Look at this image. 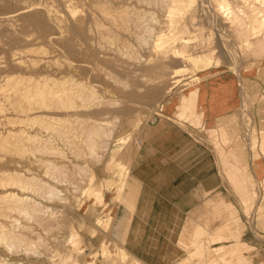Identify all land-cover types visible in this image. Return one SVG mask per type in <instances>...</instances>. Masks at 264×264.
Instances as JSON below:
<instances>
[{"label": "bare ground", "instance_id": "1", "mask_svg": "<svg viewBox=\"0 0 264 264\" xmlns=\"http://www.w3.org/2000/svg\"><path fill=\"white\" fill-rule=\"evenodd\" d=\"M1 2L2 4L5 2L3 5L7 8L9 6L14 8L16 15L10 13V10L0 11V15L4 14L0 19V264H24L25 257L33 258L29 264H39L38 259L43 257L41 249L46 245V238L48 239L47 233L53 231L61 222H64L68 228L64 238V245L68 248L64 251L59 264H99L98 256H93L91 252L85 260L79 259L80 244L84 236L77 227H86V221L78 219L77 226L73 224L74 221L65 223L59 218L57 207L52 206L51 203L57 200L66 202L64 189L60 187V184L67 180L69 173L66 170L68 163L65 165L63 162V159L67 158L65 151L75 158L83 155L99 157L98 150H104L109 146L108 138L113 130L111 121L113 118L109 120L105 115L115 112V108L122 109L123 105L120 104L126 101L124 98L130 100L132 97L134 100L127 102L141 105L142 109L131 110V114L147 112L145 109L149 106L136 100L133 95L135 92L136 95L138 94L137 88L145 87L142 84L155 86L156 82H164L162 84L167 85L161 87L158 83L159 87L164 93L169 92V89L179 82L178 72L187 66L195 64L203 69L208 64L216 66L219 61L222 62L216 58L211 61L210 56L215 51L210 47L211 39L208 40L210 36H205V32L202 31L204 25L203 27L198 21L195 22L200 11L206 19L200 17L204 21L207 20L209 26L216 25L219 31L225 28L224 34L233 36L228 38L223 36L228 39L226 43L221 39L220 34L219 42L216 40L219 54L228 55L233 59L234 55L239 54H235L236 52L246 49V54L248 51L264 56V0H17L15 2L6 0ZM29 8L30 10H27ZM109 48L114 52L112 50L111 53ZM138 48L146 50V54L142 56ZM225 61L231 62L228 59ZM252 64H246L247 68ZM237 75V77L241 76L239 70ZM109 78L112 82H119L120 85H128L129 91L122 92L123 94L118 95L119 98L113 97L109 94L108 86H105V80L109 81ZM131 86L135 89H131ZM145 89L146 92L141 90L146 97L151 98L158 94L153 89ZM240 89L241 108L245 111L247 110L245 104L251 97L242 81ZM163 91L160 93L162 94ZM142 93L140 96L144 97ZM254 95L252 98L255 97ZM196 97L197 88L187 89L171 100L168 110L173 112L177 123L191 122L192 126L187 123L191 130L202 126V112L197 109ZM254 99L256 100V97ZM130 103L126 105L134 108L135 106L131 107ZM258 105L259 111L264 112L263 103L258 102ZM128 110L127 112L130 111ZM139 114L136 119L133 118L129 122L131 126H137L140 119L144 118V114L142 118H138ZM117 116L118 114L114 118H119L120 114ZM146 116L148 119L150 115ZM244 122L246 123V120ZM190 128L187 127V130ZM252 129L253 125L250 124V126L246 125L244 130L251 151V167L254 161H259L261 152L264 154V137L261 138L260 144H257L258 140L251 133ZM260 129L264 130V125ZM187 132L190 133L189 130ZM203 137L205 140L206 137L209 139L208 142L212 147L214 145L222 177L232 193H236L244 203L241 206L243 216L248 214V205L254 200L252 195L254 184L245 163L236 149L224 150L222 145L226 144V141H221L215 136L203 135ZM130 138V133L121 136L115 151L108 159L107 168L113 169V174L117 175L113 177V181H117L116 187L121 184L119 179L121 169L126 168L127 178L130 171L129 164L134 158L136 160V154L139 152L138 149L131 147L133 144L130 143L132 140ZM199 138H202V134H199ZM136 142L138 143V140ZM122 152L125 162L118 161ZM68 161L71 163V168L79 170L77 171L79 174L84 171L85 164H74L73 159ZM83 175L85 176V173ZM90 177L87 179L91 182L86 188H82V194L90 198L94 206H103L105 213L102 217L112 221V216L108 214L109 208L105 202L103 188H97L92 176ZM73 188L79 189L77 185ZM122 189L123 187L120 191ZM118 195L120 197L119 193ZM209 200L215 199L209 198ZM216 201L213 205L214 211L210 212L206 219L204 216V222L197 223L193 229L194 238L190 247L195 245V251L178 264H187L189 262L187 258H201L200 264H207L205 260L210 253L207 257V247L201 243L206 233L210 234L206 239L213 243L212 248L223 245L212 250L214 259L220 257L215 264H221L220 262L235 264L233 260H227V256L224 257L222 251H219L222 247L245 248L246 243L240 239L241 220L234 208L235 205L222 197ZM217 209L223 210V215L221 214L223 217L220 216L222 221L218 229L216 228L218 231L211 232L207 224L210 223L211 217H216ZM105 220H102L103 223L106 222ZM31 224L37 226L38 231ZM108 225L111 226L110 223ZM94 230L99 229L94 225ZM52 240L55 247L60 246L62 241L58 235H52ZM181 240L183 239L179 240L181 244L179 241L178 244L182 247L185 241ZM103 241L105 243L102 245V258L108 254H116L117 249L111 239L106 238ZM21 250H24L22 258ZM17 252L20 255H16ZM237 258H239L237 264H246L243 255ZM121 264H135V259L131 256Z\"/></svg>", "mask_w": 264, "mask_h": 264}, {"label": "rangeland", "instance_id": "2", "mask_svg": "<svg viewBox=\"0 0 264 264\" xmlns=\"http://www.w3.org/2000/svg\"><path fill=\"white\" fill-rule=\"evenodd\" d=\"M1 1H6V0H0V2ZM15 1H17V0H13V2H15ZM3 4H2V2L0 3V7L2 8V9L0 8L1 12H8L10 10L9 11L10 13H12V14L14 13L16 15V13H15L16 11L14 8H12L10 6L7 8V6L3 5ZM27 10H30V8ZM18 12H20V11H18ZM3 16H4V14L0 15V19H2ZM200 16L202 18L203 17L205 18V15H203V13L200 11L195 22L198 21V23H201L202 26L203 25L205 26V27L203 26L204 28L202 31L205 32V36L206 35L210 36V37H208V40H210V39L212 40V41L210 40V43H211L210 47H212L211 49H214L215 52L213 55H211L212 57L210 56L211 61H213V59L216 58V60L217 59L222 60V62L219 61V63L216 66L214 64H212V65L208 64L203 69L198 67L195 64H191L190 66H187L186 68H184V70H180L178 72L179 82L173 88L169 89V92L164 93L163 89L161 88L162 86L167 85V84L163 85L162 83H164V82H158L161 87H159V84L157 82L155 83L156 84L155 86L152 84L153 87L157 86V88H154V89L151 88L152 87L151 84H146V83L142 84V86H145V87L144 88H137L138 89V94H137L138 97L136 95V92L133 95H135L136 100L138 99L139 102H142V103H144V105L149 106V108L148 109L146 108L145 111L146 110H147V112L150 111L151 114L150 113L147 114V112L145 114H144V112L140 113V114L138 113L140 115L138 118H140V117L142 118L143 116H144V118H142L143 120L140 119V122H139L140 125L138 124L135 127L131 126L129 122L131 120H133V118L136 119L137 118L136 116H138V114H136L135 112H132L134 114H131V110L133 111L135 109H139V111H140L142 109V106L140 105L141 106V108H140V106L138 104L135 105L133 103L131 104L130 102H127V100L133 101L134 99L132 100V98H134V97H132L129 100L128 98L126 99V98H124L123 95H121V97L124 98V100H126L125 102H123V104H120V105H123V108H124V106L126 108V106H128L126 104H128V103L131 104V107L132 106H135V107L129 108L130 106H128L130 111L128 110V108H126V111H124L125 108L120 109V107H118V108H115L116 109L115 112L110 113V114L108 113L110 115V117H109V115L108 116L105 115L109 120L111 118H113L115 120L111 119L112 125H113V130H112L113 134L111 133V135L108 138L109 146L104 150H102V149L98 150V152L100 154L98 153L97 155H99L100 159L98 156H95V155H94L95 159L92 156H88V155H83L79 158H75V157H72L69 152L67 153V151H65V153L67 154V158L69 157L68 160L73 159L74 164H76V163L80 164V165L85 164L83 170L86 172L81 171L79 174L78 173L79 170H77L76 168H71L70 167L71 163L67 160V158H64L63 162H65V165L68 163V167L70 168V169L68 167L66 168V170L69 171V173L67 175L68 178L66 180L67 182L65 181V183H63L64 182L63 181L60 184L61 185L60 187H62V189H64L63 192L65 193L66 202L62 203L61 200H57V201L51 202V203H53L52 206L57 207V209L59 210L58 214L60 215L59 218H61L63 221H65V223H69L70 221L71 222L74 221L73 224L75 226H77L78 219H79V221H83V222H84V220L86 221V227H84V228L83 227H80V228L77 227L80 230V233L84 236L82 241H81V244H80V246H81L80 247V256H79L80 260H85L86 258H88V256H89L88 253L91 252L93 256H98L97 261L99 264H121L131 256L134 257L135 264H145L144 262H141L140 259H138L133 254H131L128 250H126L123 245L119 244V242H117L116 240H114L112 238L111 233H110V227L111 226L108 225L109 223L111 224L112 221H111V219H109L107 221V220H105L106 219L105 217H102V216H104V213H105L103 211L104 207L103 206H94L93 201H91L90 198H88L87 196L82 194V188H86L88 186V183L91 182L88 179H90L91 178L90 176H92L94 184L97 186V188H99V189L103 188V193L105 196V202H106L107 207L109 208L108 214H110V216H112L113 211L115 210L116 202L125 205L124 201H123V197L124 196L130 197L128 190H129V185L131 183H130V180H128L126 178V172H127L126 168L121 169V172L119 174V179L121 180V184L118 187H116L117 181H115V180H114L115 182L113 181V177H115L116 174H113L114 173L113 169L107 168L108 159H109L110 155L115 151V148L117 146L116 144H118V140L121 138V136H124L125 134L128 135L130 133V137H131L130 140L132 139L134 141L133 142L131 140L130 143L135 145V146L131 145V147L135 150L139 149V146L141 145L140 144L141 141L143 142V140L145 139V136L147 135L148 128H149L148 124L150 122V119L153 116L162 115V113L165 112L164 110H169L171 100H173L174 98H177V96H179L180 93L186 91L187 89L194 90L195 88H197V84L202 79L207 78L208 76H211L213 74L226 73V72L232 73V74L238 76L237 75L238 70H239V73L241 75L240 77H238L239 86H240V82H241L239 80L242 79V83L247 85V89H248L247 92L250 95L251 99H249L248 103L245 104V108L247 107V110L245 109L246 112L242 111L241 102H240V106L235 111L232 112L231 119H230L232 121V123H231L230 128H233L235 130L234 132H236V134H237V136H236L237 139L233 142V147H234V149L237 150L239 157L245 163V165L248 169V173H249V175L252 179V182L254 184V187L252 189V195H253L254 200L251 202V205H248V212L247 213L250 214L249 216H248V214H246V215L244 214V216H243L241 206H242V204L244 205V203L239 199V196L236 193H234V192L232 193V191L230 190V187L228 186V184L224 181V179L222 177V171H221V168L219 169V165H218L219 164L218 163V157H217V155H215L216 151L213 148L214 145L212 147L211 143L207 142V141H209V139L207 137H206L207 141L206 140L203 141L202 139L199 138V134H202V132L200 133V131L204 130L203 121L201 122L202 126L196 127V129H199V132H198V135L196 134L195 138L198 141L202 140L203 143L205 142L204 144L206 146L209 145L208 148L212 151V154L215 156V159H216V162L218 165V172H219V175L221 176L222 182L224 183L223 184V191H222L223 192V194H222L223 198L226 201L232 203L233 206L235 205L234 208L237 210V213L239 214V219L241 221L242 220L244 221L245 228L247 229L244 232L242 239L245 240L247 243L252 244L253 246H255V245L257 246V243L258 244L264 243V223H261L255 219L256 213H261V212L264 213V154L261 152L262 156L259 157L258 162L254 161V165H252V167L255 166V168H252L251 167L252 160H251L250 146L248 144V139H247L246 134L244 132L246 125L250 126V124H251V125H253V129H252L251 133H253V136H255L256 139L258 140L257 144H260V141L262 140L261 138L264 137V130L262 129L263 130L262 131L260 129V127L264 125V112H261L258 109V107H259L258 102H261L264 105V97H263V95H264V56L262 54L260 55V54L255 53L257 55L256 56L253 52H248V51L246 54V49L242 50L241 52H236L235 54H237V53H239V54L234 55V58L236 57L235 59L233 58L234 60L232 58H230V56H228V55L225 56L224 54H221V53L219 54V49L217 47L218 45L216 46V40H218L219 37L222 36L221 39H223L224 42L228 43V39H226V38H228L229 36H231V37H233V36L230 34H227L229 36H226V34H224L226 32V30H224L225 28H223V30L219 31V30H217L218 27L216 25H215L216 28H215V26L213 27L212 24H210L211 26H209V24L207 23V20L204 21L203 20L204 18L202 19ZM220 34H221V36H220ZM223 36H225L226 38H224ZM127 40H129V39H127ZM218 42H219V40H218ZM139 48H138V51L141 52L142 56L144 54H146V50H144L145 51L144 52L143 49H139ZM109 49H110L111 53L114 52V50L112 48H109ZM112 50H113V52H112ZM195 51H197V50H195ZM251 54H254V55H252L254 57H252ZM200 56L201 55L199 54V57ZM260 56H262V57H260ZM192 57H194V55ZM252 58H253V60H252ZM226 59H228V61H231V62L226 63V61H225ZM239 60L240 61L242 60V61L240 62ZM249 60H251V61H249ZM246 64H248V65L252 64V66L250 68H247L248 66ZM119 77H121V76H119ZM109 79L111 81L110 80L108 81V79L105 80V82H106L105 86L106 87L108 86L107 88L110 90L109 94L112 95L113 97L118 96V95L120 96V94L126 93L125 90L129 91L128 85H123V84L120 85L119 82L118 83H117V81L112 82V79L111 78H109ZM109 82H110V84H109ZM130 88L133 89L134 87L131 86ZM145 88H147L148 90H149V88L153 89L160 95L158 96V94H157L151 98L146 97V94L143 92V91H145V92L147 91ZM165 88L166 87H164V90L167 91V89H165ZM158 90H160V91H158ZM162 91H163V93L161 94L160 92H162ZM110 92H112V93H110ZM240 92H241V89H240ZM140 93L144 94L143 95L144 97L140 96L141 95ZM256 93H257V95H256ZM124 95H127V94H124ZM253 95L256 97V100L254 99L255 97L252 98ZM119 96L117 98H119ZM258 97H259V99H258ZM252 99H253V101H251ZM135 102H137V101H135ZM168 103H169V105H167ZM120 110H123V112H125V113L121 112ZM127 110L129 112H127ZM118 112H120V113H118ZM126 113H129V114H126ZM117 114H118V116L120 114V117L114 118V116ZM121 114H123V115H121ZM142 114H144V115L142 116ZM146 115H150V116H148V119H147ZM242 116H243V119L246 120L247 124L242 119ZM145 119H146V121H145ZM114 121H115V123H113ZM142 121H143V123H142ZM187 123L191 124V122L190 123L187 122ZM219 125H221L220 121L218 122L217 126H219ZM191 126H192V124H191ZM146 128H147V130L145 131ZM144 133L146 135H144ZM214 133L215 132L209 128V129H206L205 136L212 137L214 135ZM215 137H217V136H215ZM142 138H143V140H142ZM202 138H205V137L202 136ZM116 140H117V142H116ZM137 140H138L139 144L136 142ZM220 145H222L221 142H220ZM222 146H223L225 151L233 150L231 148V145H228V143H226ZM123 156L124 155L122 152L121 159H120V157L117 156L119 159V160L118 159L117 160L119 162L120 161L123 162L125 160L123 158ZM97 159H99V160H97ZM58 160H60V159L58 158ZM86 160H87V162H86ZM127 164H129V162ZM113 165L115 166V164H113ZM84 173H85V176L83 175ZM69 179L71 182L69 181ZM72 182H73V184H72ZM67 183H69V184H67ZM76 185L79 187V189L73 188V186H76ZM121 187H123V189H122L123 191H120ZM130 192L133 193V191H130ZM118 193L120 194V197H119ZM209 198H211V196H209L204 201V205H205L206 209L203 208V206L201 207V205L199 204L197 206V208L198 207H201V208H199L195 214L193 213V214L189 215L187 222L185 224V227H183L182 231L179 234H177L178 236H177V240H176V245L179 248L183 249V252L185 255L184 258L189 256L196 249L195 245L190 247V245L192 243V239L194 238L193 229L197 224L194 222L199 221V223H203L204 222L203 221L204 216L206 219L207 215L210 212L214 211L213 205L217 201L216 200H209ZM212 198H215V197H212ZM256 202H257V204H256ZM215 206H217V205H215ZM253 210H255V212ZM218 213H219V215H218ZM221 214L223 215V210L217 209L216 217L214 216L215 217V218L213 217L214 219L211 217L213 222L210 219V223L212 222L211 224L209 223V220L207 218V220H208L207 222L210 224V225L207 224V226H209L208 228H210L211 232L218 231L217 227L220 224V222L222 221L221 217H220V216H222ZM106 215H107V213H106ZM190 216H192V217H190ZM76 217H77V219H76ZM111 218L113 219V216ZM191 218L193 220H191ZM251 219H252V223H250ZM102 220H105L106 222L103 223ZM109 221H111V222H109ZM253 221H254V223H253ZM254 224L256 225V231L261 235V238L256 237L254 235V233L252 232L250 225L253 226ZM31 225L35 226L33 224H31ZM94 225L97 226V228L100 231L99 230L95 231ZM35 228H36L35 230L38 231L37 226H35ZM188 229H190V230L188 231ZM67 233H68V228H67V226L64 225V222L59 223L58 226H56L53 231L48 232L47 236L45 233H43V235L48 237V239L46 238V240H45V244H46L44 246L45 248L43 247L41 249V256H43L41 258H43V259L39 258L37 263H39V264H59L60 259L63 256L64 251H66V249L68 248L67 246L64 245L65 244L64 238L67 235ZM52 235H58L61 238L62 241L60 242L61 244H59L60 246L55 247V244L53 243V240H52ZM209 236H210V234L206 233L205 237H203L202 241H201V243H204L205 246L207 247V249H206L207 251L211 250L210 256L206 260L204 258V260L207 264H215L216 261H218V259H220V257L219 258L217 257L216 259H214V257H212V255H213L212 250H214L215 248H219L220 246H223V245H219L215 248H212L213 243L209 242V239H206ZM106 238L108 240L111 239V242H112V244H114V247L117 249V252H116V254H114L115 256L112 254H108L105 258H102V249H103L102 245L105 243V241H103V239H106ZM180 238L185 241L184 246H182V247L178 244V241L180 240ZM183 240H181V241H183ZM179 243H180V241H179ZM249 249H250V246L248 244H246L244 249H242V248L237 249V246H224L219 251H222L221 253L223 254L224 257L227 256V258H226L227 260H233L234 263L237 264V263H239V261H238L239 258H237V257L243 255V252L246 250H249ZM21 251L22 252H20V254L21 253L22 254L20 257L22 258V257H24L23 256L24 250H21ZM43 252L46 254H43ZM18 254H19V252H17L16 255H18ZM247 254L248 255L250 254L252 256L251 258H252V261L254 264L259 263L258 259L263 257L262 252H259V251L257 252V250H255V248H253V247L251 250H249L247 252ZM46 255H48V257ZM15 257H19V256H15ZM184 258H182V259H184ZM40 259H41V261H40ZM197 259H198V261L193 263L192 261L194 259L187 258V260H189V262L187 264H200L201 263L200 261L202 259L201 258H197ZM30 260H33V258L25 257L23 262H24V264H29ZM181 260H179V261H181ZM220 263L223 264V262H220ZM225 264H228V263H225Z\"/></svg>", "mask_w": 264, "mask_h": 264}, {"label": "crops", "instance_id": "3", "mask_svg": "<svg viewBox=\"0 0 264 264\" xmlns=\"http://www.w3.org/2000/svg\"><path fill=\"white\" fill-rule=\"evenodd\" d=\"M239 93L238 77L232 73L213 74L197 84V109L202 112L204 127L200 133L205 136L206 129H212L213 136L226 141L233 150L237 134L230 128V119L240 106ZM164 111L150 119L142 149H138L136 160L129 164L130 197H123L125 205L116 202L110 227L112 238L145 264H178L185 255L176 245L177 234L185 227L189 215L202 206L206 209L204 201L209 196L215 200L223 198L219 164L209 145L195 138L199 129L192 131L187 123H177L172 111ZM219 121L221 125L217 126ZM199 204L201 207L197 208ZM255 219L264 223V213H256ZM250 227L261 238L256 225ZM239 228L240 239L250 246L249 250L253 247L262 252L257 264H264V243L253 246L242 239L247 230L243 220ZM249 250L243 252L246 264H254L247 254ZM209 253L211 250L206 252L207 257ZM197 261L196 258L192 262Z\"/></svg>", "mask_w": 264, "mask_h": 264}]
</instances>
